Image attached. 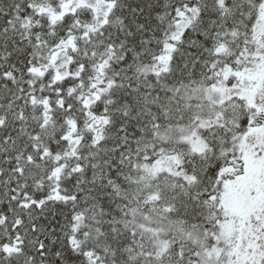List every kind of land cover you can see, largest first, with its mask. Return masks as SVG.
Listing matches in <instances>:
<instances>
[{
    "label": "snow or ice",
    "instance_id": "obj_1",
    "mask_svg": "<svg viewBox=\"0 0 264 264\" xmlns=\"http://www.w3.org/2000/svg\"><path fill=\"white\" fill-rule=\"evenodd\" d=\"M0 264H264V0H0Z\"/></svg>",
    "mask_w": 264,
    "mask_h": 264
}]
</instances>
